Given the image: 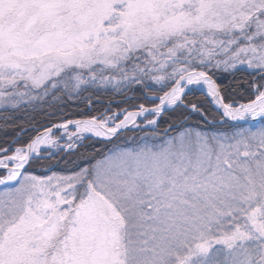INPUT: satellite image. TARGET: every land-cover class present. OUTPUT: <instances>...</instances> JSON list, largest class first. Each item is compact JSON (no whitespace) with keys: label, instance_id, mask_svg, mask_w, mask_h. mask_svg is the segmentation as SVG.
Returning <instances> with one entry per match:
<instances>
[{"label":"snow or ice","instance_id":"snow-or-ice-1","mask_svg":"<svg viewBox=\"0 0 264 264\" xmlns=\"http://www.w3.org/2000/svg\"><path fill=\"white\" fill-rule=\"evenodd\" d=\"M0 264H264V0H0Z\"/></svg>","mask_w":264,"mask_h":264},{"label":"trees","instance_id":"trees-1","mask_svg":"<svg viewBox=\"0 0 264 264\" xmlns=\"http://www.w3.org/2000/svg\"><path fill=\"white\" fill-rule=\"evenodd\" d=\"M98 99H99L100 101H102L103 103H97V104H94L93 107L96 108V109H99V108L105 107L107 101H109V100H111V99H114V100L119 101V100L122 99V97L115 96V95L112 96V95H110V94H102V95H100V96L98 97ZM131 103H135V101H132ZM114 107H115V106H114ZM122 107H127V105H122ZM79 110H85V109H84V106L81 105Z\"/></svg>","mask_w":264,"mask_h":264},{"label":"rangeland","instance_id":"rangeland-1","mask_svg":"<svg viewBox=\"0 0 264 264\" xmlns=\"http://www.w3.org/2000/svg\"><path fill=\"white\" fill-rule=\"evenodd\" d=\"M102 95V94H101ZM110 95H112V94H110ZM112 96H114V95H112Z\"/></svg>","mask_w":264,"mask_h":264}]
</instances>
